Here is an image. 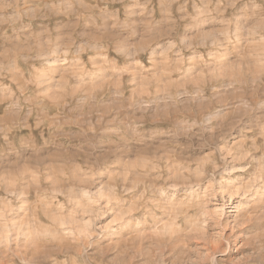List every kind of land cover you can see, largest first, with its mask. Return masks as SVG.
I'll list each match as a JSON object with an SVG mask.
<instances>
[{
  "label": "rangeland",
  "instance_id": "1",
  "mask_svg": "<svg viewBox=\"0 0 264 264\" xmlns=\"http://www.w3.org/2000/svg\"><path fill=\"white\" fill-rule=\"evenodd\" d=\"M0 264H264V0H0Z\"/></svg>",
  "mask_w": 264,
  "mask_h": 264
}]
</instances>
